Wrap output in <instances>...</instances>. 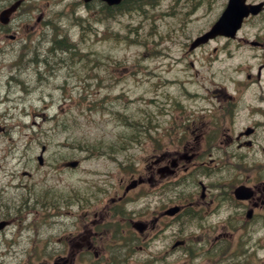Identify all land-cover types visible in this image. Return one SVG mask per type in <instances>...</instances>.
I'll use <instances>...</instances> for the list:
<instances>
[{"label": "flooded vegetation", "instance_id": "obj_1", "mask_svg": "<svg viewBox=\"0 0 264 264\" xmlns=\"http://www.w3.org/2000/svg\"><path fill=\"white\" fill-rule=\"evenodd\" d=\"M76 3V12L83 15L84 23L95 21L104 25L99 35L109 20L127 15L132 22L136 14L147 19L151 18V8L162 7L164 16L169 18L181 14L178 26L167 29H178L182 36L199 10L202 17L217 19L231 6V0H77ZM12 7L16 10L4 22L1 14ZM242 8L258 11L246 16V21L264 15V0H243ZM69 10L70 4L66 6L65 0H0V42L4 44L0 51H8L11 42L21 41L24 48L25 38H30L36 27L41 28L37 24L53 13L66 15ZM28 28L31 29L26 32ZM189 31L198 36L205 30ZM262 46L264 43L260 42L259 47ZM187 65L185 69L198 72L193 62ZM262 69L263 63L255 78L251 74L245 78L260 80ZM245 86V83L237 84V92L246 90ZM261 91L252 96H257V102L254 99L247 102L245 111L240 110L235 95L222 84L215 90L217 100L209 109L192 106L193 110H187L174 104L170 129L153 137V141L150 139L149 147L145 137L135 145L144 152L150 148L153 151L149 159L141 160L135 187L128 188L135 180L134 174L123 165L120 167L126 177L111 186V194L100 188L84 193L75 189L49 191L43 198L46 202L36 199L31 206H0V222H7L0 237L13 224L19 228L29 211H34L36 219L32 225L37 229V238L43 228L48 233L46 240L36 242L35 252L29 251L41 259L39 264H264V166L260 159L264 157V94ZM245 119L249 124L235 131L236 124ZM157 126L154 125L156 133L160 130ZM164 136L167 146H173L172 151L160 148L166 145ZM220 143L232 147V152L218 149ZM251 149L255 152L251 153ZM208 151H213L217 161H223V183L219 184H225V189L206 182V177L200 174L193 176L213 162V158L203 156ZM249 153L253 156V163L249 164L252 173L245 176L249 170ZM224 163L233 166L225 167ZM171 164L175 165L172 178L176 191L174 201L170 198L173 203L169 204L165 185L170 176L161 173V168ZM197 164L201 166L197 168ZM189 177L201 189H190L184 194L178 188ZM147 186L157 199L154 210L131 209L143 193L149 197L151 208V196L145 192ZM239 187L247 189L243 199L235 195ZM164 200H168L166 204L162 203ZM171 206H176L178 211L168 214L167 208ZM6 247L11 249L13 244Z\"/></svg>", "mask_w": 264, "mask_h": 264}, {"label": "rangeland", "instance_id": "obj_2", "mask_svg": "<svg viewBox=\"0 0 264 264\" xmlns=\"http://www.w3.org/2000/svg\"><path fill=\"white\" fill-rule=\"evenodd\" d=\"M139 20L140 18L136 17L133 24L136 25ZM206 21L213 22L209 17ZM156 23L157 26L154 28L150 21L142 23L134 43L122 41L80 43L75 50L62 54L65 63L55 68H51L45 60L52 57V51L49 50L51 41L40 45L43 49V54L40 56L41 64L38 65L40 69L33 64H25L34 55L33 50L40 40L38 36L41 28L36 27L37 29L31 32V41L27 42L31 53L22 61L19 57L22 53L20 42H11L8 51H0V101H2L0 125L4 127L0 132V186L12 184L14 187L9 186L5 192L0 193V206H31L36 199L44 202L43 198L49 194V191L63 192L76 189L84 193L100 188L102 192L111 194L113 191L111 186H116L119 179L126 177V172H123L119 166H123L133 158L138 161L146 157L149 159L153 153L152 148L144 152L137 146L134 149L131 147L136 145V141H131L133 131L127 125V118L132 122H141L151 127L158 124L160 130L158 133L156 130L152 132L150 138L152 140V137H158L159 134L162 135L170 129V113H174V104L193 110L192 106L204 105L201 100L215 101L217 97L213 92L219 87L220 82L228 84L230 90H233L232 93L237 98L240 110H248L245 108L247 102L253 99L256 101L257 96L252 97L255 90L239 89L240 91L237 92L236 80L244 75V71L234 74V69L242 66L250 67L252 71L258 70L260 67L258 64L264 57V48H251L245 43L242 45L237 43L238 46L235 47L234 43L218 40L217 43L212 42L195 55L189 56L185 43L195 38L196 33L185 34L178 40L181 43L171 44L166 37V24L160 19ZM41 26L45 28L43 24ZM203 27L205 26H194L191 29ZM30 29H26V32ZM241 31L242 35L250 39L262 40L264 17L262 21L251 22ZM136 34L133 33L131 36L136 38ZM3 45L0 42V48ZM148 48L159 51L147 52ZM217 50L218 53L215 52ZM160 52L164 55L158 57ZM211 52L214 57L210 59L213 66L217 67V71L214 67H206ZM166 56L180 62L173 66L175 70L172 72H167L165 65L157 69L161 62L170 61ZM190 58L197 63L201 74L194 76L193 71L183 73L177 70ZM17 60L18 65L15 64ZM24 65H27L26 69H23ZM14 66L17 67L13 68ZM213 71H216V74ZM14 74L23 82H14ZM169 74L173 76L170 78ZM185 76L191 79L188 80ZM173 79L186 80L190 95L199 93L200 97L196 101H188L189 95L180 92L177 86L168 87L166 82ZM228 81L234 83L233 89V84ZM203 88L211 91L209 94L206 93L207 97L202 95L205 93ZM7 94L9 100L5 101ZM95 101H103V105L94 107L90 111L89 107ZM164 107L168 110L167 116H163ZM152 113L155 115L151 119H145ZM245 124H249L246 119L236 124L235 131L238 132ZM136 125L138 126L139 123ZM218 138L221 142L220 135ZM163 140L166 145L160 148L163 151H172L173 146H167V136H164ZM145 141L149 147L153 140ZM43 147H46L45 162L40 166L37 155ZM218 149L229 152L233 150L232 147L221 143ZM107 150L119 161L97 155ZM212 152L203 153V156L213 158L209 168L193 173V176L200 174L206 177V182L225 189V184L223 186L219 184L223 183V173H221L223 161H217ZM251 153H253L252 149ZM249 156V161L247 160L249 170L245 171V176H250L252 173L249 164L253 163V156ZM71 159H81L79 168L69 171L63 169L62 162ZM137 162L136 168H139ZM223 166H233V164L224 163ZM25 172H29L30 175ZM189 180H192V177L185 179V181ZM172 184L175 186V182L172 181ZM166 187L174 196L176 189L172 191L168 183ZM178 190L184 194L190 192L183 185ZM167 201L164 200L165 203ZM145 205L144 201L142 204L135 202L136 209ZM154 207L150 210H154ZM35 215L33 211L30 219L26 220V225L32 227L23 231L16 240L14 234L18 227L14 224L0 237V254H2L0 264L40 263L41 259L29 254V251L35 252L38 247L36 242L40 239L46 240L48 233L46 228H43V233L39 239L37 238L36 228L32 225L36 219ZM13 241H15L12 247L14 253L11 255L8 254L6 245Z\"/></svg>", "mask_w": 264, "mask_h": 264}, {"label": "bare ground", "instance_id": "obj_3", "mask_svg": "<svg viewBox=\"0 0 264 264\" xmlns=\"http://www.w3.org/2000/svg\"><path fill=\"white\" fill-rule=\"evenodd\" d=\"M45 41V44L48 43V42H52L54 41V37H50V38H46L44 39ZM63 42V41H62ZM66 42V41H65ZM60 48H58L57 44L54 46V50L52 51V57H50L49 59H45L46 60V63L51 67V68H55L57 67L59 64H64L65 63V59L64 57L62 56V54H64L66 51H59ZM67 49V48H66ZM34 52V55L33 57L26 61L25 64L29 65V64H33L35 65L38 69H40L38 67V65L41 64V58L40 56L43 54V49L41 48V46H37L34 48L33 50ZM27 65L23 68V69H26L27 68ZM21 71V70H20ZM38 72L40 73L41 75V72L40 70H38Z\"/></svg>", "mask_w": 264, "mask_h": 264}, {"label": "trees", "instance_id": "obj_4", "mask_svg": "<svg viewBox=\"0 0 264 264\" xmlns=\"http://www.w3.org/2000/svg\"><path fill=\"white\" fill-rule=\"evenodd\" d=\"M57 46L58 48H60L59 51H66V48H68V43L67 41L66 42L63 41V42L58 43Z\"/></svg>", "mask_w": 264, "mask_h": 264}, {"label": "water", "instance_id": "obj_5", "mask_svg": "<svg viewBox=\"0 0 264 264\" xmlns=\"http://www.w3.org/2000/svg\"><path fill=\"white\" fill-rule=\"evenodd\" d=\"M220 26H221V23H220Z\"/></svg>", "mask_w": 264, "mask_h": 264}]
</instances>
